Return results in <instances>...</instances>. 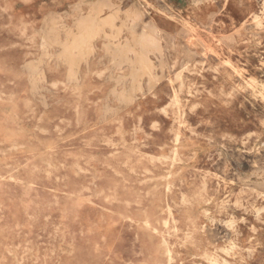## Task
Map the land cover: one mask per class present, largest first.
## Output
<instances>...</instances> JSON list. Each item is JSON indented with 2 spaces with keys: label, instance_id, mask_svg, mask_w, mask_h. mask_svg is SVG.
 <instances>
[{
  "label": "rangeland",
  "instance_id": "obj_1",
  "mask_svg": "<svg viewBox=\"0 0 264 264\" xmlns=\"http://www.w3.org/2000/svg\"><path fill=\"white\" fill-rule=\"evenodd\" d=\"M0 264H264V0H0Z\"/></svg>",
  "mask_w": 264,
  "mask_h": 264
},
{
  "label": "bare ground",
  "instance_id": "obj_2",
  "mask_svg": "<svg viewBox=\"0 0 264 264\" xmlns=\"http://www.w3.org/2000/svg\"><path fill=\"white\" fill-rule=\"evenodd\" d=\"M252 24V23H251ZM192 44V43H191ZM259 96H260V94H259ZM261 96H262V94H261Z\"/></svg>",
  "mask_w": 264,
  "mask_h": 264
}]
</instances>
